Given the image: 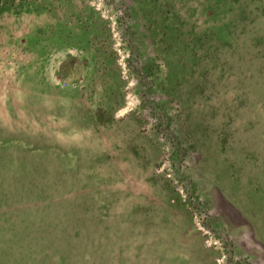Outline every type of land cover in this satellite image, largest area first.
<instances>
[{"label":"rangeland","instance_id":"1","mask_svg":"<svg viewBox=\"0 0 264 264\" xmlns=\"http://www.w3.org/2000/svg\"><path fill=\"white\" fill-rule=\"evenodd\" d=\"M0 264H264V0H0Z\"/></svg>","mask_w":264,"mask_h":264}]
</instances>
